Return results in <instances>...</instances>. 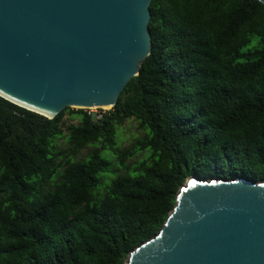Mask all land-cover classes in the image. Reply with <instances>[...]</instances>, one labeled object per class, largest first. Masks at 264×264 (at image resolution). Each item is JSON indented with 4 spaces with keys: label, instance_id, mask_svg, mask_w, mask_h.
<instances>
[{
    "label": "trees",
    "instance_id": "obj_1",
    "mask_svg": "<svg viewBox=\"0 0 264 264\" xmlns=\"http://www.w3.org/2000/svg\"><path fill=\"white\" fill-rule=\"evenodd\" d=\"M150 9L152 51L100 117L49 118L0 96V264H124L188 177L264 181V3ZM67 112L79 122L65 130ZM130 118L144 135L121 147Z\"/></svg>",
    "mask_w": 264,
    "mask_h": 264
},
{
    "label": "water",
    "instance_id": "obj_2",
    "mask_svg": "<svg viewBox=\"0 0 264 264\" xmlns=\"http://www.w3.org/2000/svg\"><path fill=\"white\" fill-rule=\"evenodd\" d=\"M151 2L0 0V96L49 118L112 108L152 51ZM124 264H264V181L188 177Z\"/></svg>",
    "mask_w": 264,
    "mask_h": 264
},
{
    "label": "rangeland",
    "instance_id": "obj_3",
    "mask_svg": "<svg viewBox=\"0 0 264 264\" xmlns=\"http://www.w3.org/2000/svg\"><path fill=\"white\" fill-rule=\"evenodd\" d=\"M72 110L78 109L77 107H71ZM103 109H109L108 107ZM99 108H93V113L99 111ZM79 122L78 118H74L70 112H67L63 118L64 129L67 130V127L71 124H77ZM144 135V131L139 126V122L135 118H130L125 121L124 124L119 126L117 140L121 147L129 146L135 142L138 138ZM62 148H67V144L64 139L59 140ZM91 146L84 148L75 158H85L91 150ZM108 152V151H107ZM109 153V152H108ZM147 153L139 154L135 158L131 159V162L138 161L146 157Z\"/></svg>",
    "mask_w": 264,
    "mask_h": 264
},
{
    "label": "built area",
    "instance_id": "obj_4",
    "mask_svg": "<svg viewBox=\"0 0 264 264\" xmlns=\"http://www.w3.org/2000/svg\"><path fill=\"white\" fill-rule=\"evenodd\" d=\"M89 113H93V108H85ZM100 109V108H99ZM105 110V109H104ZM96 117H100L102 115L101 110L94 113Z\"/></svg>",
    "mask_w": 264,
    "mask_h": 264
}]
</instances>
